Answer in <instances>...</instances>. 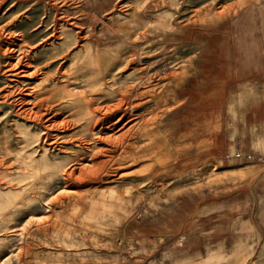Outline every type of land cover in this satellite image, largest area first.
<instances>
[{
    "label": "rangeland",
    "instance_id": "rangeland-1",
    "mask_svg": "<svg viewBox=\"0 0 264 264\" xmlns=\"http://www.w3.org/2000/svg\"><path fill=\"white\" fill-rule=\"evenodd\" d=\"M0 264H264V0H0Z\"/></svg>",
    "mask_w": 264,
    "mask_h": 264
},
{
    "label": "bare ground",
    "instance_id": "bare-ground-1",
    "mask_svg": "<svg viewBox=\"0 0 264 264\" xmlns=\"http://www.w3.org/2000/svg\"><path fill=\"white\" fill-rule=\"evenodd\" d=\"M92 49V48H91ZM96 55V54H95ZM20 59V58H19ZM18 61V62H17ZM17 64H16V66L17 65H19V64H21V61L20 60H18L17 59ZM13 65V64H12ZM122 65V64H121ZM120 64L119 65H113V67H111V68H108V69H106L105 70V72L103 73V75H102V77L104 76V77H107V79H109V80H113V77H114V75L119 71V68H120V66H121ZM16 68V67H15ZM21 69V70H20ZM18 70H20L21 72H16V73H14L13 75H11V77H16V78H20L21 76L22 77H24V76H26V75H24L25 74V72H24V74H22L23 73V70H22V68L20 67V68H16V71H18ZM18 76H20V77H18ZM104 79V78H103ZM102 79V80H103ZM101 80V81H102ZM66 83H67V85L65 86V87H67V86H69L70 84L68 83V79H66ZM17 82V81H16ZM99 85H102L101 84V82H100V84ZM22 92H20L19 94H21ZM31 93V92H30ZM82 93V92H81ZM67 94H68V97H70V98H73V97H75L70 91H67ZM27 95H29L28 93H26L24 96H27ZM31 95V94H30ZM9 96V95H8ZM21 96V95H20ZM82 96V95H81ZM81 96L80 97H78V98H74V100L75 99H79V98H81ZM120 96V95H119ZM26 100V99H25ZM119 103V102H118ZM123 104H124V102H122ZM122 104V105H123ZM126 105L128 104V102H126L125 103ZM115 106V105H114ZM120 106H121V104L119 103V105H116L114 108H120ZM43 107V106H42ZM51 107V106H50ZM132 107V106H131ZM97 107H94L92 104H91V100H89V101H87V102H84L83 103V108H82V110H84L86 113H87V116L85 117V127H86V130L84 131V132H82V133H79V135L80 136H82V137H85L86 139H89V140H93V138H94V136L96 135V133L94 132V129H93V126L95 125V124H97V123H101V124H104V122L106 121V116L107 115H109V112H110V110H115V109H113V108H111L110 106H106V108H105V113H104V115H105V118L104 117H96V110H99V108H97ZM102 108H104V107H102ZM45 109V108H44ZM43 109V110H44ZM47 109H48V106H47ZM52 110V109H51ZM47 111V110H46ZM101 112V111H100ZM100 112H99V114H100ZM50 113V112H49ZM52 113V112H51ZM103 113V112H102ZM45 114H46V112H45ZM52 121V120H51ZM108 121V120H107ZM49 122V121H48ZM67 124V123H66ZM48 125V124H47ZM52 125H53V123H52ZM73 125V124H72ZM116 125V124H115ZM66 126V125H65ZM106 126V125H105ZM50 127H52V126H50ZM114 127V126H113ZM68 128V127H67ZM66 128V130H68ZM45 130H47V133H46V135H45V137H44V141L46 140V138L47 137H49L48 135H49V133H48V130H49V127H45L44 128ZM51 130V129H50ZM53 130V129H52ZM25 136H26V139L28 140V139H30V140H32L33 142L34 141H36V139H37V136L36 135H33V136H31V134H30V132L29 131H27L26 133H25ZM123 136H124V134H123ZM32 137V138H31ZM76 138V137H75ZM78 138V137H77ZM80 138V137H79ZM112 138V137H111ZM124 138V137H123ZM73 139V138H72ZM77 140V139H76ZM107 140V139H106ZM80 141V140H79ZM108 141V140H107ZM77 142V141H76ZM101 142V141H100ZM77 143H80V142H77ZM42 144L43 145H38V144H36V145H34V148L33 149H31L30 151H29V153H27V152H25V149H26V146H24V147H22L18 152H17V155H18V157H17V161H19L20 163H22V164H24V166L26 167V168H28L32 173H31V175H33V177L35 176V174L36 173H40L41 171H42V175H40L41 176V178L43 179V180H50V178L55 174V172L57 171V165L56 164H54L53 162H51L50 160H49V158H48V156H47V151H49L50 150V148H52V149H54V144L55 143H48V145H45V143L44 142H42ZM25 145H28V143L27 142H25ZM48 146V147H47ZM47 147V148H46ZM104 151V150H103ZM38 153H42V160L40 161V160H36V156H38L37 154ZM102 154V153H101ZM74 160H69L68 162H66L63 166H62V169H64L68 164H70L71 162H73ZM66 168H68V167H66ZM94 168H95V166H94ZM61 169V170H62ZM86 169V168H85ZM66 170V169H65ZM64 170V171H65ZM74 170V169H73ZM87 174V173H86ZM71 175V173L70 174H68V176H70ZM78 176V175H77ZM27 177V176H26ZM25 176H24V178H26ZM79 178V177H78ZM21 181H23V179H21ZM80 181V180H79ZM34 183V182H33ZM34 184H32V183H28V184H26L25 185V188H28V187H31V186H33ZM40 187V186H39ZM34 188H35V186H34Z\"/></svg>",
    "mask_w": 264,
    "mask_h": 264
},
{
    "label": "built area",
    "instance_id": "built-area-1",
    "mask_svg": "<svg viewBox=\"0 0 264 264\" xmlns=\"http://www.w3.org/2000/svg\"><path fill=\"white\" fill-rule=\"evenodd\" d=\"M236 156H237V157H239V156H240V154H237Z\"/></svg>",
    "mask_w": 264,
    "mask_h": 264
}]
</instances>
